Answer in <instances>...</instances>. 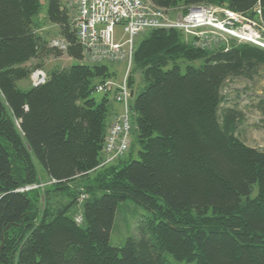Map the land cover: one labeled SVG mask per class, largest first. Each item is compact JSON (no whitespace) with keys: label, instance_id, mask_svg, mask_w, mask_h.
<instances>
[{"label":"trees","instance_id":"trees-1","mask_svg":"<svg viewBox=\"0 0 264 264\" xmlns=\"http://www.w3.org/2000/svg\"><path fill=\"white\" fill-rule=\"evenodd\" d=\"M70 1L0 0V264H174L166 254L194 264H264V150L236 136L243 113L221 106L225 82L258 75L264 48L233 37L203 47L176 28L141 31L128 71L119 60L129 91L128 148L107 160L108 129L125 112L114 98L122 83L95 89L111 83L112 72L85 60ZM145 1L183 13L212 5L264 26V0ZM57 37L78 61L33 85L40 64H26L55 49L48 45ZM112 92L122 111L107 121ZM257 107L264 115V99ZM126 199L151 216L139 238L112 245L115 211Z\"/></svg>","mask_w":264,"mask_h":264},{"label":"built area","instance_id":"built-area-1","mask_svg":"<svg viewBox=\"0 0 264 264\" xmlns=\"http://www.w3.org/2000/svg\"><path fill=\"white\" fill-rule=\"evenodd\" d=\"M71 5L75 7V33L85 60H127V71L131 62L133 38L146 29L176 28L197 37V43L203 47H209L218 39L233 37L264 48V26L257 20L226 8L191 5L183 13L177 9L155 7L145 0H71ZM117 24L123 26V32L127 35L124 42L114 39L113 32ZM54 44L59 43L54 41ZM111 85L106 82L95 89L104 91L110 89ZM114 98L123 104L125 112L116 117L108 129L104 144V151L110 155L107 160L122 155L129 144V91L125 83L121 84ZM29 188L32 187H24L20 191Z\"/></svg>","mask_w":264,"mask_h":264},{"label":"rangeland","instance_id":"rangeland-1","mask_svg":"<svg viewBox=\"0 0 264 264\" xmlns=\"http://www.w3.org/2000/svg\"><path fill=\"white\" fill-rule=\"evenodd\" d=\"M45 9V5H43L39 13L37 14L40 17V20L43 19L42 16L44 15ZM113 36L115 41L119 42H124L127 39V35L123 32V26L121 24H117L114 27ZM62 40L63 39H60V37L49 40V47L56 46L54 44V41H57L59 44L55 47V49L47 50L39 57L31 59L26 64L27 66L40 64V67L34 69V71L32 72V82L33 78H36L35 75H37V72L42 71L45 73V71H48L51 68H65L68 67L70 63H75L78 61L72 59L67 55V53L65 52V48L61 46ZM103 63H105L108 66L109 71L112 72V76L110 78L112 87H118L126 72V63L119 61H104ZM192 64L195 66H199L201 64V61H194L192 62ZM185 65L186 63L184 62L180 63L181 71L184 70ZM133 76L136 83L140 81L139 74H133ZM17 85L22 89H28L30 87V84L27 80H20L17 82ZM112 94L113 92L108 96L107 104L109 111L107 115V121L110 117L111 107L113 105L118 108V112L121 113L122 111V106L120 105V103L112 100ZM221 94L225 97V101L221 104V106L236 107L243 113V122L239 125L236 131V136L239 137L246 145L264 150V115L257 107L259 100L264 99V66H262V69L259 71L258 75L253 78L252 81H248L243 78L228 80L222 86ZM93 96L97 100H100L103 95L101 93L94 92ZM130 117L132 125V128L130 130V157L136 158L137 151L139 150L137 142V130L135 128L133 117ZM128 157L129 155L126 156V158ZM39 172L41 175H44V171L40 166ZM149 216H151V212L143 206L137 204L135 201L131 199L120 201L117 205L114 223L110 231V243L112 245H121L122 243H124L127 237L132 236L135 238H139V227L143 223L144 219ZM166 256L174 264H194V262L176 261L170 254H166Z\"/></svg>","mask_w":264,"mask_h":264},{"label":"crops","instance_id":"crops-1","mask_svg":"<svg viewBox=\"0 0 264 264\" xmlns=\"http://www.w3.org/2000/svg\"><path fill=\"white\" fill-rule=\"evenodd\" d=\"M42 72V71H41ZM42 73H44V72H42ZM44 75H45V73H44ZM42 76V77H40V78H38V76L37 75H35V77H36V79L39 81V82H42L43 81V79L45 78V76ZM34 82V81H33ZM118 103V102H117ZM121 105V104H120ZM120 112H118V108L117 107H115L114 105L111 107V114H110V117L111 116H113L114 114H119Z\"/></svg>","mask_w":264,"mask_h":264},{"label":"water","instance_id":"water-1","mask_svg":"<svg viewBox=\"0 0 264 264\" xmlns=\"http://www.w3.org/2000/svg\"><path fill=\"white\" fill-rule=\"evenodd\" d=\"M36 74H37L38 78H40L44 75L42 72H37ZM33 81H34L33 85L39 84V81L36 78H33ZM130 96H132V93H130Z\"/></svg>","mask_w":264,"mask_h":264},{"label":"bare ground","instance_id":"bare-ground-1","mask_svg":"<svg viewBox=\"0 0 264 264\" xmlns=\"http://www.w3.org/2000/svg\"><path fill=\"white\" fill-rule=\"evenodd\" d=\"M121 83H122V84H123V83H126V78H123L122 81H121Z\"/></svg>","mask_w":264,"mask_h":264}]
</instances>
